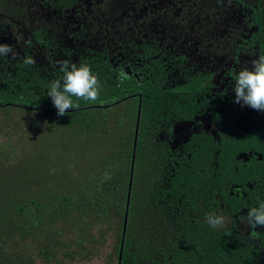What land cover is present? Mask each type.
Here are the masks:
<instances>
[{"label":"flooded vegetation","instance_id":"obj_1","mask_svg":"<svg viewBox=\"0 0 264 264\" xmlns=\"http://www.w3.org/2000/svg\"><path fill=\"white\" fill-rule=\"evenodd\" d=\"M6 1L0 44L14 54L0 56V73L26 69L49 86L61 62L90 65L108 106L135 107L139 172L156 170L187 234L205 235L234 264H264V227L252 237L247 224L264 201V111L236 103L234 91L239 70L264 55V0ZM212 212L227 226L210 227Z\"/></svg>","mask_w":264,"mask_h":264},{"label":"trees","instance_id":"obj_2","mask_svg":"<svg viewBox=\"0 0 264 264\" xmlns=\"http://www.w3.org/2000/svg\"><path fill=\"white\" fill-rule=\"evenodd\" d=\"M5 1L0 0V7L6 6ZM99 80L102 91L97 101L73 97L80 109H68L60 116L47 94L48 86L39 77L22 68L14 73H0V128L9 125L15 134L25 135L28 131L37 133L32 128L40 122L41 132L43 128L61 136L62 151L82 149L80 157L84 160L75 164L69 163L65 155L50 151L46 172L38 171L33 176L35 172L26 171L14 179L17 198L8 205L1 204L6 207L4 210L0 207V219L20 220L17 230L28 234L26 237L41 232L56 238V242L45 246L46 253L39 254L47 261L55 259L61 250L63 259L82 262L108 246L111 252L106 256L107 264L119 261L134 152V128L129 122L135 118V107L119 103L113 107L83 108L110 101L105 78ZM112 97H120V93ZM35 113L40 115L38 123L27 119ZM140 144L138 140L120 264H234L232 256L217 252L216 245L205 235L187 234L182 215L165 200L170 191L165 190L156 170L145 169L146 174H140V163L145 159L141 157ZM148 160L151 167L153 160L158 161L151 157ZM4 161L9 164L7 159ZM7 164L0 166L1 172ZM66 167L69 169L64 170ZM106 172L111 173L110 179L104 178ZM188 182L181 180L182 190L175 189L174 206Z\"/></svg>","mask_w":264,"mask_h":264},{"label":"rangeland","instance_id":"obj_3","mask_svg":"<svg viewBox=\"0 0 264 264\" xmlns=\"http://www.w3.org/2000/svg\"><path fill=\"white\" fill-rule=\"evenodd\" d=\"M38 114H29L27 119H33L32 122L38 123ZM1 119V118H0ZM24 124H27L24 123ZM41 124L33 125L31 133L15 134V130L9 125H2L0 128V166L7 164L3 171H0V207L4 210L6 207L1 205L13 202L15 188L17 184L14 179L23 175L26 171H31L35 176L38 171H45L49 166L50 151H57L60 155H65L70 159L69 163L74 164L80 160L82 149L72 148L69 152L62 151L59 148L61 141L60 135L52 134L41 128ZM61 138V139H60ZM72 159V160H71ZM77 165V164H76ZM86 171V164L84 165ZM41 168V169H40ZM69 168H64L68 170ZM67 172V171H66ZM15 173V176H13ZM38 177V176H37ZM36 177V178H37ZM36 193V191H32ZM37 195V194H36ZM20 220H14V217L0 219V263L2 264H107L106 256L110 251V247H102L100 251L90 256L85 261L80 262L78 259H63L61 250L56 253V258L47 261L40 252L46 253L45 246L48 243L56 242V238L51 235H44L41 232L31 233L30 237H26L24 232L21 233ZM111 243V242H110ZM109 243V244H110ZM113 264V263H111Z\"/></svg>","mask_w":264,"mask_h":264},{"label":"clouds","instance_id":"obj_4","mask_svg":"<svg viewBox=\"0 0 264 264\" xmlns=\"http://www.w3.org/2000/svg\"><path fill=\"white\" fill-rule=\"evenodd\" d=\"M14 54V49L9 44H0V56ZM25 65L35 64L31 56L23 60ZM61 79L50 82L47 94L51 97L58 115L63 116L68 109L79 107L73 102V97L85 101H97L102 91L98 74L94 73L91 66L81 63L63 61L60 64ZM130 77L121 69L118 74L119 83ZM235 102L247 105L255 110L264 111V55L252 60L251 66L242 67L235 77ZM105 179L111 178V173L104 174ZM207 223L212 228H224L228 224V218L223 214L212 212L207 215ZM247 224L253 230L250 235L258 236L255 231L257 226L264 227V201L258 202L257 206L250 207L247 212Z\"/></svg>","mask_w":264,"mask_h":264},{"label":"water","instance_id":"obj_5","mask_svg":"<svg viewBox=\"0 0 264 264\" xmlns=\"http://www.w3.org/2000/svg\"><path fill=\"white\" fill-rule=\"evenodd\" d=\"M102 106L104 107V106H108V105L107 104H91L89 106H84L83 108H86V107H102ZM31 109H34V110L35 109L48 110V109H42V108H31ZM75 109H69V111H73ZM77 109H80V108H77ZM52 111H54V110H52ZM137 130H138V128L136 127L135 138H134V148H133L134 152H133L132 165H131V176H130V182H129V187H128L127 202H126V211H125V218H124V224H123V232H122L121 246H120V251H119V261H118V264H120L121 252H122V249H123V244H124V239H125V234H126V228H127L128 210H129V198H130V194H131V186H132V180H133V172H134V167H135Z\"/></svg>","mask_w":264,"mask_h":264}]
</instances>
